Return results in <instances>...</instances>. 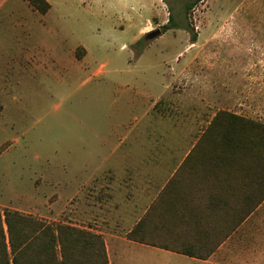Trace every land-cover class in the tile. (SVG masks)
Returning a JSON list of instances; mask_svg holds the SVG:
<instances>
[{
    "label": "rangeland",
    "instance_id": "374dc122",
    "mask_svg": "<svg viewBox=\"0 0 264 264\" xmlns=\"http://www.w3.org/2000/svg\"><path fill=\"white\" fill-rule=\"evenodd\" d=\"M23 1L34 15L19 7V22H0L1 211L77 223L74 201L54 203L53 188L63 164L74 169L75 156L92 148L81 141L94 136L76 128L116 123L124 108V119L139 123L130 98L151 103L172 74L145 117V147L186 135L187 124L205 127L219 111L264 123V0H198L187 12L193 0H47L45 13ZM10 3L0 0V11ZM169 13L176 27L146 39Z\"/></svg>",
    "mask_w": 264,
    "mask_h": 264
},
{
    "label": "crops",
    "instance_id": "0c3cea01",
    "mask_svg": "<svg viewBox=\"0 0 264 264\" xmlns=\"http://www.w3.org/2000/svg\"><path fill=\"white\" fill-rule=\"evenodd\" d=\"M9 1L0 22L11 15L19 22V7L30 9ZM175 78L151 103L130 98L139 123L125 120L124 108L116 123L76 128L94 136L81 141L92 148L75 156L74 169L63 164L54 203L67 208L74 201L77 223H66L100 234L109 264H133L137 255L154 256V264H264V156L256 131L238 134V122L230 130L211 117L205 127L190 123L186 135L145 147V117ZM136 227L142 242L128 237Z\"/></svg>",
    "mask_w": 264,
    "mask_h": 264
},
{
    "label": "trees",
    "instance_id": "16d2710c",
    "mask_svg": "<svg viewBox=\"0 0 264 264\" xmlns=\"http://www.w3.org/2000/svg\"><path fill=\"white\" fill-rule=\"evenodd\" d=\"M39 12L50 9L47 0H27ZM198 0L186 2L185 11H189ZM171 13L168 21L162 26V32L176 27ZM191 32L190 40H196L193 28L186 26ZM212 122H224L226 129L233 130L238 122V134L245 131H256L259 155L264 156V123L219 111ZM128 237L140 241L137 227L128 233ZM154 245L155 242H144ZM187 253V250H180ZM0 264H109L104 239L100 234L84 228L65 223H47L32 215L17 210H0Z\"/></svg>",
    "mask_w": 264,
    "mask_h": 264
},
{
    "label": "water",
    "instance_id": "95a60500",
    "mask_svg": "<svg viewBox=\"0 0 264 264\" xmlns=\"http://www.w3.org/2000/svg\"><path fill=\"white\" fill-rule=\"evenodd\" d=\"M161 33H162V31L160 29H155V30H152V31L146 33L145 38L148 40H151V39L158 37Z\"/></svg>",
    "mask_w": 264,
    "mask_h": 264
}]
</instances>
